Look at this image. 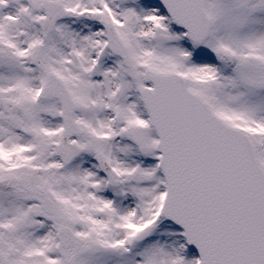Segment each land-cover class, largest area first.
<instances>
[{"label":"snow or ice","instance_id":"6c2138e0","mask_svg":"<svg viewBox=\"0 0 264 264\" xmlns=\"http://www.w3.org/2000/svg\"><path fill=\"white\" fill-rule=\"evenodd\" d=\"M0 264H264V0H0Z\"/></svg>","mask_w":264,"mask_h":264}]
</instances>
